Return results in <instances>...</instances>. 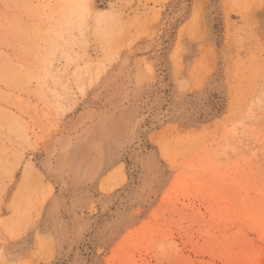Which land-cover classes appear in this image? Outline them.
Instances as JSON below:
<instances>
[{"label":"rangeland","instance_id":"rangeland-1","mask_svg":"<svg viewBox=\"0 0 264 264\" xmlns=\"http://www.w3.org/2000/svg\"><path fill=\"white\" fill-rule=\"evenodd\" d=\"M0 264H264V0H0Z\"/></svg>","mask_w":264,"mask_h":264}]
</instances>
